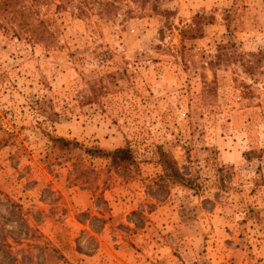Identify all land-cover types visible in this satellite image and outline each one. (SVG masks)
<instances>
[{
    "label": "rangeland",
    "instance_id": "obj_1",
    "mask_svg": "<svg viewBox=\"0 0 264 264\" xmlns=\"http://www.w3.org/2000/svg\"><path fill=\"white\" fill-rule=\"evenodd\" d=\"M0 264H264V0H0Z\"/></svg>",
    "mask_w": 264,
    "mask_h": 264
},
{
    "label": "trees",
    "instance_id": "obj_2",
    "mask_svg": "<svg viewBox=\"0 0 264 264\" xmlns=\"http://www.w3.org/2000/svg\"><path fill=\"white\" fill-rule=\"evenodd\" d=\"M53 146L60 150H73L76 148L84 149V151L92 157L103 158L109 161V166L113 170L127 171L131 167L138 166L141 162L130 146L118 147L113 150L101 147L85 148L83 144L76 140H71L62 136H50ZM159 163L165 173V177L174 182H178L189 187H197L191 177L186 176L178 166L177 160L162 145L158 146Z\"/></svg>",
    "mask_w": 264,
    "mask_h": 264
}]
</instances>
